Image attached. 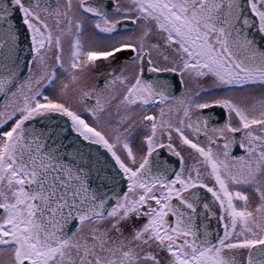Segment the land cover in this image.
I'll return each instance as SVG.
<instances>
[{"label": "snow or ice", "instance_id": "6c2138e0", "mask_svg": "<svg viewBox=\"0 0 264 264\" xmlns=\"http://www.w3.org/2000/svg\"><path fill=\"white\" fill-rule=\"evenodd\" d=\"M0 264H264V0H0Z\"/></svg>", "mask_w": 264, "mask_h": 264}, {"label": "flooded vegetation", "instance_id": "af4514ba", "mask_svg": "<svg viewBox=\"0 0 264 264\" xmlns=\"http://www.w3.org/2000/svg\"><path fill=\"white\" fill-rule=\"evenodd\" d=\"M61 2H63V0H61ZM126 55H127V54H126ZM236 151H237V153L240 152L239 149H237ZM171 162H172L173 164H175V163H176L175 158H172V159H171ZM213 227H215V222L213 223Z\"/></svg>", "mask_w": 264, "mask_h": 264}]
</instances>
